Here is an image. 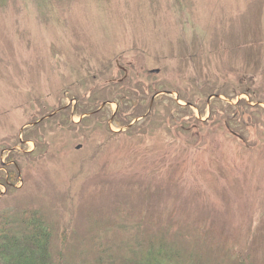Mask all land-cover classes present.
Returning a JSON list of instances; mask_svg holds the SVG:
<instances>
[{"label":"rangeland","instance_id":"1","mask_svg":"<svg viewBox=\"0 0 264 264\" xmlns=\"http://www.w3.org/2000/svg\"><path fill=\"white\" fill-rule=\"evenodd\" d=\"M4 215L54 264H264V0H0Z\"/></svg>","mask_w":264,"mask_h":264},{"label":"trees","instance_id":"2","mask_svg":"<svg viewBox=\"0 0 264 264\" xmlns=\"http://www.w3.org/2000/svg\"><path fill=\"white\" fill-rule=\"evenodd\" d=\"M35 214L33 212L34 216ZM30 218V221L21 220V228H24L26 233H14L10 228L11 220H7L5 215L0 217V264H54L51 255V229L41 217ZM37 225H40V229ZM57 254L58 264H63L61 254ZM154 254L158 257L165 256L161 248L153 249L146 264H159L158 258L150 260Z\"/></svg>","mask_w":264,"mask_h":264}]
</instances>
